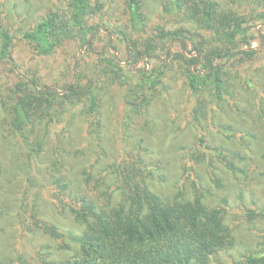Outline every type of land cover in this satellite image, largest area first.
<instances>
[{
  "label": "trees",
  "instance_id": "1",
  "mask_svg": "<svg viewBox=\"0 0 264 264\" xmlns=\"http://www.w3.org/2000/svg\"><path fill=\"white\" fill-rule=\"evenodd\" d=\"M26 1L37 4L35 18L29 10L14 20L0 8V64L23 70L12 84L0 72V264L233 258L242 225L264 224V140L249 142L257 136L245 124L227 123L232 115L249 118V108L264 116V48L254 47L264 0ZM100 32L108 52L95 47ZM114 36L132 62L147 56L164 67L126 69L106 54L116 48ZM17 38L41 57L71 39L85 49L63 84L51 85L16 57ZM175 41L183 49L172 53ZM117 99L116 124L126 128L137 115L155 130L157 104L171 107L169 122L179 121V130L193 126L175 170L147 158L142 144L128 153L105 149L103 109L115 110ZM252 121L262 129L260 118ZM91 145L101 150L88 159ZM102 158L108 161L98 170ZM236 202L244 222L231 217ZM258 246L235 264H264V241Z\"/></svg>",
  "mask_w": 264,
  "mask_h": 264
},
{
  "label": "rangeland",
  "instance_id": "2",
  "mask_svg": "<svg viewBox=\"0 0 264 264\" xmlns=\"http://www.w3.org/2000/svg\"><path fill=\"white\" fill-rule=\"evenodd\" d=\"M7 1V5L5 6L4 3ZM119 1V0H118ZM157 0H152L151 2L156 3ZM32 3V2H31ZM29 3V1L26 0H0V8L4 7L6 8V12H8L9 16H16V14H20L23 16V14L29 10L33 14V18L37 15V4L33 5ZM43 5L42 7H44ZM14 20L15 19L14 17ZM256 24V29L258 30L257 33V39L254 42V47H257L259 49L264 48V21L263 20H257L254 21ZM102 36V37H101ZM19 38V37H18ZM17 38V39H18ZM116 40V42H115ZM108 41L109 37L103 32H100V37L96 39L95 47L98 50V52L107 51L108 49ZM190 42V41H189ZM188 42V43H189ZM16 43H20L19 46L16 45V57L20 60L22 64H24L25 67H33V71L36 74V78L40 79L41 82H45L51 85H58L63 84L64 82V76L63 73L67 70V68L70 65V61L73 62L75 65L79 58L81 57V53L84 51L85 48H81L79 43L75 42L74 39L66 40L65 44L57 48V53L53 54L50 57H41L37 56L34 49H30V45L23 42L21 39H18ZM114 46L116 45L115 50H111L110 53H106L109 56H115L118 59L122 60V66H124L126 69H130L132 66H135V68H141L144 69L147 67L148 69L152 68L156 65H161L164 67L163 64H159V59H150L147 56L141 57L138 62H132V58H129L128 52L125 48L126 44L123 40L117 38L114 36ZM173 44V45H172ZM168 45H172L171 52L174 53L176 51H181L182 45L180 42H168ZM192 47L191 42L188 45V49ZM18 48V49H17ZM104 53V52H103ZM36 55V62L31 61L32 56ZM191 55H194L192 53ZM167 54L164 51L161 54L160 58L166 59ZM132 62V64H131ZM32 63V65H30ZM3 68L2 72L3 74L7 75L6 77L1 80V82H5L6 79H8V76H12V80L10 81V84H12L14 81L16 82L21 78L20 73L23 72L15 71L13 69V66L10 64H0V72ZM134 76L138 75L137 72H133ZM110 104V103H108ZM121 100L118 101V99L114 103V109H111L108 106H104V114H105V124L103 127V137H104V146L105 149L107 148L112 154H117L118 148L124 151V153L131 152L134 150V148L138 144H142L147 150V158H155V159H162L171 166L174 170L177 167L178 164V157L180 154H178L179 149L182 145H189L191 142L193 135H194V128L191 124L188 125L189 128H185L182 130H179V121H177L176 124H172L169 122L170 114L171 112H168L171 110V107H165L162 109L159 104H157L156 109V125L155 130H152L148 125L145 123V119L142 116H134V122L131 126L125 127L122 122L119 124H116V119L119 116L118 113H121L122 107ZM161 108V109H160ZM263 109H264V102H263ZM232 115V114H230ZM260 118L262 122V129H258L253 126L254 122L252 119ZM181 120V118L179 119ZM118 121V120H117ZM246 121V123H245ZM227 123L229 124H245V127L253 134H256L257 138L254 140L252 137H247V140L249 142H256L258 140L262 141L264 139V116L260 117L256 110L253 108H249V118L246 120L239 119L236 115H232L230 119H227ZM244 126V125H243ZM128 129V130H127ZM83 132L79 131L77 134V139L82 138ZM78 141V140H77ZM80 141V140H79ZM152 141V145H151ZM150 145V146H149ZM106 149V150H107ZM88 150V159H92L96 155V150L100 151L101 149H98L96 146L91 145ZM108 161V158H102L100 166L97 167L98 170H101L102 166H105L104 164ZM246 204H248V201L246 200ZM241 203L236 202L234 204V210L231 209V217L238 218L241 220V222L245 221L244 213L242 210ZM233 214V215H232ZM250 225H253L251 223ZM250 225L243 224L242 227L238 230V244L235 247V250L231 252L232 257L230 258L227 255L222 256L224 264H235V261H238L241 259L242 254L245 253L247 249H256L258 246V243L260 241H264V232L260 230L261 228H264L263 223H258L257 230L253 227L250 228ZM7 231L10 236L12 235V223L11 221L6 222ZM10 240H5L4 244L7 246L10 245ZM214 264H217L214 263Z\"/></svg>",
  "mask_w": 264,
  "mask_h": 264
}]
</instances>
